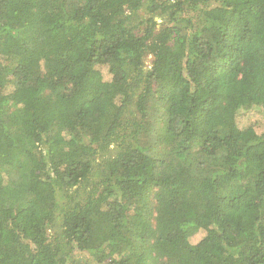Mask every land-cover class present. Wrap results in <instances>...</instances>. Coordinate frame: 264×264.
Instances as JSON below:
<instances>
[{
  "label": "trees",
  "instance_id": "obj_1",
  "mask_svg": "<svg viewBox=\"0 0 264 264\" xmlns=\"http://www.w3.org/2000/svg\"><path fill=\"white\" fill-rule=\"evenodd\" d=\"M251 111L264 0H0V264H264Z\"/></svg>",
  "mask_w": 264,
  "mask_h": 264
},
{
  "label": "rangeland",
  "instance_id": "obj_2",
  "mask_svg": "<svg viewBox=\"0 0 264 264\" xmlns=\"http://www.w3.org/2000/svg\"><path fill=\"white\" fill-rule=\"evenodd\" d=\"M150 61H151V57L148 56L145 59L146 67H148L150 65ZM98 68L101 71L104 79L111 80V81L115 82L114 78H113V74H110L108 72V69L106 66L99 65ZM70 79L71 78H69L68 80H70ZM114 86H115V91L119 90L120 87L118 84H115ZM238 119H239V123L241 126L250 124V125L254 126V128L258 132L264 130V117L255 111L245 112V114L244 113L239 114ZM106 219H107L106 214H101L97 224L94 226L95 227L94 230L101 227V225L103 223H105ZM157 226H158V223L156 222V219L153 217L150 221V226L148 227V230L154 232V231H156ZM196 238H199V236Z\"/></svg>",
  "mask_w": 264,
  "mask_h": 264
}]
</instances>
